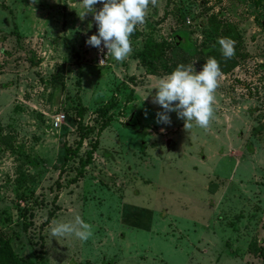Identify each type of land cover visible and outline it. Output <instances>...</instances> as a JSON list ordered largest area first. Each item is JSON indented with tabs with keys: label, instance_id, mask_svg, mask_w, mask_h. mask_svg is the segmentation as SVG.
<instances>
[{
	"label": "rangeland",
	"instance_id": "374dc122",
	"mask_svg": "<svg viewBox=\"0 0 264 264\" xmlns=\"http://www.w3.org/2000/svg\"><path fill=\"white\" fill-rule=\"evenodd\" d=\"M81 10V0H0V235L26 264H264V0H157L131 54L104 65ZM146 37L156 56L139 53ZM221 37L235 55L221 58L209 127L188 132L175 112L157 124L161 107L142 98L180 64L199 71ZM80 106L91 131L63 160ZM76 215L93 225L88 241L50 237Z\"/></svg>",
	"mask_w": 264,
	"mask_h": 264
},
{
	"label": "clouds",
	"instance_id": "9594fccd",
	"mask_svg": "<svg viewBox=\"0 0 264 264\" xmlns=\"http://www.w3.org/2000/svg\"><path fill=\"white\" fill-rule=\"evenodd\" d=\"M97 4L102 7L97 9ZM150 4L155 7L157 0H81L79 19L83 21L91 14L97 27V33L87 36L85 43L95 47L101 54L107 49L106 53L115 61H124L132 52L130 36L137 25L146 23ZM217 42L225 59H231L235 55L234 40L221 37ZM3 51L4 49H0V55ZM194 62L178 65L152 87L156 90L154 95L150 91L142 98L144 101L151 95V103L161 107L162 111L156 113L157 124L170 125L169 113L175 112L177 118L183 120V127L188 132L193 128V122L202 129L209 127L214 117V93L222 72L214 57L207 59L199 71L194 67ZM93 234V225L85 222L79 215L72 221L55 222L49 228V235L54 239L74 235L81 242H86Z\"/></svg>",
	"mask_w": 264,
	"mask_h": 264
},
{
	"label": "trees",
	"instance_id": "16d2710c",
	"mask_svg": "<svg viewBox=\"0 0 264 264\" xmlns=\"http://www.w3.org/2000/svg\"><path fill=\"white\" fill-rule=\"evenodd\" d=\"M180 34H184V32L180 33ZM180 34H177L176 36H179L178 42H176V37H174V41L177 44H180L181 42H179L180 40ZM154 48H156L154 46V42L150 37H146L143 41L142 47L140 49V54H146L149 53V56L152 54L154 56L157 55L158 50H154ZM205 55L207 56V58L209 59L210 57H214L218 62H219V66L220 68L224 69L222 66V59L224 58L222 56V54L216 49V48H208L204 50ZM225 59V58H224ZM109 107H111V104L106 105V106H101L99 108H97V110H100L102 113L106 114L107 111L109 110ZM83 111V107L80 106L77 110V116H78V120L76 122V126L75 129L78 132V138L77 141L75 142V145L73 148H69L68 146L64 147V154H63V160H66L67 158H72L74 156H77L78 154V149L80 148V145L82 143V140L84 138L87 137L88 133L91 131V126H82L81 124V117H82V112ZM111 116L109 114H107L104 117V120H102L99 124V126L97 127V134L100 133V131L102 129H104L105 126L108 125L109 121L111 120L110 118ZM97 145V139L95 138V140H92L89 143V147L84 151V156L83 158H78V164H79V170L76 172V174L70 178L68 181L69 182H75L77 177H80L82 168L89 163V161L92 159L91 155L94 151V149L96 148ZM264 248V241L263 244L261 245L260 249L263 250ZM40 252L38 251V255L37 258L40 257L41 255H39ZM41 259V257H40ZM0 264H26V262H24L22 259H20L10 248V245L8 243V241L6 239H4L1 235H0Z\"/></svg>",
	"mask_w": 264,
	"mask_h": 264
},
{
	"label": "built area",
	"instance_id": "2783aa9c",
	"mask_svg": "<svg viewBox=\"0 0 264 264\" xmlns=\"http://www.w3.org/2000/svg\"><path fill=\"white\" fill-rule=\"evenodd\" d=\"M107 49H104V53L101 54L95 47H94V60L98 65H104L107 63V59L109 57V54L106 53ZM64 119V114L62 112H59L52 116L50 125L55 128L57 127L61 121Z\"/></svg>",
	"mask_w": 264,
	"mask_h": 264
},
{
	"label": "crops",
	"instance_id": "0c3cea01",
	"mask_svg": "<svg viewBox=\"0 0 264 264\" xmlns=\"http://www.w3.org/2000/svg\"><path fill=\"white\" fill-rule=\"evenodd\" d=\"M133 119H132V123L130 125H132L134 127V129H142L141 126H143V124H141V122L137 119V117H135L134 115H132ZM103 130V129H102ZM101 130V131H102ZM164 130V129H163ZM100 131V132H101ZM159 131V130H158Z\"/></svg>",
	"mask_w": 264,
	"mask_h": 264
},
{
	"label": "water",
	"instance_id": "95a60500",
	"mask_svg": "<svg viewBox=\"0 0 264 264\" xmlns=\"http://www.w3.org/2000/svg\"><path fill=\"white\" fill-rule=\"evenodd\" d=\"M175 39H176V42H178L179 36H176V38H175Z\"/></svg>",
	"mask_w": 264,
	"mask_h": 264
}]
</instances>
